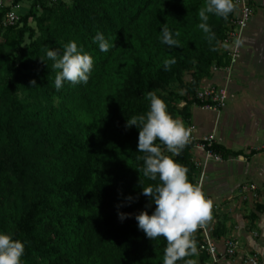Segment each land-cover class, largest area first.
Listing matches in <instances>:
<instances>
[{"label":"trees","instance_id":"trees-1","mask_svg":"<svg viewBox=\"0 0 264 264\" xmlns=\"http://www.w3.org/2000/svg\"><path fill=\"white\" fill-rule=\"evenodd\" d=\"M204 5L205 0H34L8 28L3 20L10 9L0 11V231L25 243L24 264H163L166 240L149 239L135 219L155 210L154 204L146 209L150 200L140 181L156 182L139 172V129L126 122L148 111L147 92L159 95L184 72L191 74L195 93L214 68L229 67L223 44L235 12L227 20L210 14V39L197 27ZM164 24L179 33V46L161 43ZM97 32L109 41V52L93 43ZM73 40L93 56L94 68L87 84L65 82L57 91V70L46 51H62ZM166 60L175 61L167 70ZM105 94L104 119L88 122L98 118ZM183 100L188 121L190 106L211 104ZM195 145L188 143L173 157L193 184L201 174ZM206 147L223 161L241 155L216 142ZM259 198L253 221L264 211V192ZM119 212L132 215L121 221ZM226 234L225 226L214 232L216 239ZM195 239L199 248L201 238Z\"/></svg>","mask_w":264,"mask_h":264},{"label":"clouds","instance_id":"clouds-1","mask_svg":"<svg viewBox=\"0 0 264 264\" xmlns=\"http://www.w3.org/2000/svg\"><path fill=\"white\" fill-rule=\"evenodd\" d=\"M236 0H205L204 7L198 10L200 23L197 27L211 39L212 29L208 21L210 14L227 20L236 11ZM167 24L160 31L161 43L169 47L179 46ZM93 43L102 52H109L110 43L102 32H97ZM241 41L237 40L239 45ZM47 60L56 71L54 86L61 90L65 82L72 85L87 84L94 68L93 56L84 50L83 45L69 41L60 49L49 48ZM47 63L45 58H40ZM174 60L164 62L167 70ZM48 64V63H47ZM31 84L36 86V81ZM149 101L146 113L127 118L126 127L136 126L139 129L138 156L143 161L139 172L153 185L145 186L141 181L142 195L149 198L146 209L155 205V210H148L135 215L138 228L155 241L163 237L167 244L164 249L163 264H197L193 257L199 256L195 233L213 218L214 203L201 186L193 184L187 176L188 169L173 157L179 156L189 143L191 129L173 118L166 102L155 92H147ZM165 151L172 155H166ZM132 200V197L128 198ZM121 221L129 218L130 213H118ZM25 243L13 235L0 231V264H24Z\"/></svg>","mask_w":264,"mask_h":264},{"label":"crops","instance_id":"crops-1","mask_svg":"<svg viewBox=\"0 0 264 264\" xmlns=\"http://www.w3.org/2000/svg\"><path fill=\"white\" fill-rule=\"evenodd\" d=\"M251 3L254 14L239 46V61L230 74L225 68H214L204 84L206 88H227L230 105L220 114L195 108L191 117L196 138L211 135L217 144L241 153L221 164L206 162L202 152L193 153L195 163L204 167L206 194L221 206L209 221L214 232L223 226L227 229V234L218 239L220 250L228 238L237 239L241 246L237 257L223 259L222 264H242L243 255L248 253L258 254L264 264V212L257 213L254 221L245 219L250 211L254 212L258 199L252 200L250 192L243 194V188L250 184L258 187V194L264 192V104L257 103L258 97L264 102V0ZM228 49L223 46L224 53ZM248 95L252 105L245 102ZM243 115L262 120L245 125ZM252 152L256 153L251 155ZM195 259L197 264H209L201 255Z\"/></svg>","mask_w":264,"mask_h":264},{"label":"built area","instance_id":"built-area-1","mask_svg":"<svg viewBox=\"0 0 264 264\" xmlns=\"http://www.w3.org/2000/svg\"><path fill=\"white\" fill-rule=\"evenodd\" d=\"M15 0H0V11L8 8L10 9L4 17L3 27L8 28L15 26L21 19V4H14ZM237 8L235 11V16L233 20V26L230 31H228L226 39L223 46L229 47L226 52L230 65L225 68L226 72L229 74L232 72L233 67L237 64L240 59V44L237 45L236 41H242L245 32L249 29L251 24L254 7L251 0H236ZM217 71L218 69H214ZM197 99L203 103L210 102L202 107L208 110H224L229 103V94L227 88L223 87H208L198 93ZM191 129V136L189 143H196L193 153L202 152L204 153L206 162H215L217 164L223 163V159L219 155H215L207 150L206 145L211 146L215 142L214 136H206L201 139L196 138L194 134V127H189ZM201 169V174L198 178L197 185L201 186L205 192V173L204 167L200 163H196ZM250 192L252 194L251 199H258V187L254 184H250L243 188V194ZM206 193V192H205ZM208 196V195H207ZM211 198L210 196H208ZM248 198V197H247ZM212 199V198H211ZM246 199V198H245ZM213 200V199H212ZM213 213H218L221 211V206L214 202ZM195 235L200 236L201 244L199 246V254L208 257L209 264H222L223 259H232L239 255L241 251L240 243L235 238H228L222 242L223 250L219 248V240L214 236L213 227L209 224L204 225V227L198 229ZM242 264H261L258 254L248 253L243 255Z\"/></svg>","mask_w":264,"mask_h":264},{"label":"rangeland","instance_id":"rangeland-1","mask_svg":"<svg viewBox=\"0 0 264 264\" xmlns=\"http://www.w3.org/2000/svg\"><path fill=\"white\" fill-rule=\"evenodd\" d=\"M46 1L48 3L55 2V0H46ZM65 1L68 2V3H71V0H65ZM33 4H34V0H24V2L21 3L22 8H21L20 15L21 16H25L29 12V10L33 6ZM39 11H40V14H41L42 11L41 10H39ZM31 23H32V26L34 28H36V24L33 23V22H31ZM191 82H192L191 74L189 72H184L182 74V76L180 77V79L177 80L176 82H174L171 85L170 88H168L166 91L161 92L159 94V96L166 102V104L168 106V111L173 116V118L181 121L185 125V127H187V128H189L191 126L194 127V126L191 125L192 124L191 123V119L189 121L186 119V113H187V111L185 109L186 108V103L184 102L183 98L187 97L188 100H192L193 98H197V95H198L199 92H201L202 90L206 89V87H204V84H205V82H204V83H202V85L198 89L195 90V93H193L192 90H190V88H189V85L191 84ZM250 97L251 96L248 95V99H245L246 100L245 102L248 105H252L251 104L252 101L250 100ZM229 100H230V97H229ZM107 101H108V98H107V95L105 94L102 97V99H101L102 108H101L100 112L98 113V118L97 119L88 118L87 119L88 122H90L92 124H96V123L101 122L104 119V115H105L106 107H107ZM257 103L264 104V102L261 100L260 97L257 98ZM253 104H255V103H253ZM228 105H230V102L228 103ZM228 105H227V107H228ZM256 105H258V104H256ZM227 107H226V109H227ZM195 108L196 109L198 108L201 111H205V112H215L216 114L223 113V111L226 110V109L220 110V111L208 110V109H204V108H202L200 106H197L195 104V105L190 106V108H189V110H190L189 112L191 113V116H192V111ZM241 118H242V116H241ZM242 120H243L242 124L245 123V125H248L250 123V121L254 120L253 121V123H254L255 121L258 120V122H259L260 120H262V118H260L259 116H256L255 118H252L250 116H244L243 115V119ZM165 152H167V151H165ZM259 200H261V199L259 198V194H258V201ZM258 201L255 203L256 207H257V205H261V204H258ZM256 207L254 209V212L256 211ZM254 212L250 211L249 215L245 219L251 220L250 216Z\"/></svg>","mask_w":264,"mask_h":264}]
</instances>
